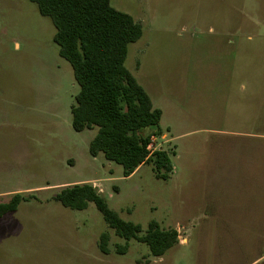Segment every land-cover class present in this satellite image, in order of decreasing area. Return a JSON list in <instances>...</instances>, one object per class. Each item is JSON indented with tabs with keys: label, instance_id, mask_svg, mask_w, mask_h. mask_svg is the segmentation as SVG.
Returning a JSON list of instances; mask_svg holds the SVG:
<instances>
[{
	"label": "rangeland",
	"instance_id": "1",
	"mask_svg": "<svg viewBox=\"0 0 264 264\" xmlns=\"http://www.w3.org/2000/svg\"><path fill=\"white\" fill-rule=\"evenodd\" d=\"M109 1L141 25L124 65L163 112L149 151H166L172 174L158 180L146 164L123 178L90 156L96 129H72L79 88L50 19L29 0H0V202L33 196L0 218V264H237L231 251L264 254V0ZM83 182L140 235L156 222L185 243L159 260L116 236L94 203L52 200ZM105 232L108 254L98 248Z\"/></svg>",
	"mask_w": 264,
	"mask_h": 264
},
{
	"label": "trees",
	"instance_id": "2",
	"mask_svg": "<svg viewBox=\"0 0 264 264\" xmlns=\"http://www.w3.org/2000/svg\"><path fill=\"white\" fill-rule=\"evenodd\" d=\"M41 16L50 19L58 55L70 65L78 93L70 107L75 132L96 129L89 142L90 156L102 154L122 168L123 178L150 164L154 177L168 180L172 174L169 154L147 147L156 128L160 135L161 110L155 108L146 91L125 68L128 46L142 36L141 25L128 14L114 9L109 0H29ZM32 195L15 193L0 202V218L17 210ZM52 200L71 210H84L94 203L107 226L126 241L145 244L152 257H162L179 243L175 229H163L150 222L143 235L139 225L123 221L90 183L62 187ZM109 234L102 233L98 248L108 254ZM127 246H118L123 254Z\"/></svg>",
	"mask_w": 264,
	"mask_h": 264
},
{
	"label": "crops",
	"instance_id": "3",
	"mask_svg": "<svg viewBox=\"0 0 264 264\" xmlns=\"http://www.w3.org/2000/svg\"><path fill=\"white\" fill-rule=\"evenodd\" d=\"M153 104V103H152ZM155 108H157V107H155ZM159 109V108H158ZM161 113H162V115H161V118L163 117V112L161 111ZM155 131H152V132H149V134H152V133H154ZM161 136L163 137V136H166L165 134H162L161 133ZM140 168V167H139ZM138 168V169H139ZM137 169V170H138ZM136 170V171H137ZM87 182V181H86ZM84 183V182H83ZM80 184V183H79ZM61 185H58L56 188H58V187H60ZM63 186V185H62ZM66 186H69V185H66ZM65 187V186H64ZM185 241H186V239L185 238H183V240L181 241L182 243H185ZM181 242H180V240H179V243L177 244V245H179V244H181ZM251 253V251H248L247 249H245V250H239V251H231V256H230V261H231V263H234V260L236 261L237 260V264H261L262 262H264V254H259V256H257L256 258H252V257H250L249 259L248 258H245V255L246 254H250ZM154 258H159V260H160V258L161 257H154ZM243 260H245V262L243 261ZM247 260H249L248 262H246Z\"/></svg>",
	"mask_w": 264,
	"mask_h": 264
},
{
	"label": "built area",
	"instance_id": "4",
	"mask_svg": "<svg viewBox=\"0 0 264 264\" xmlns=\"http://www.w3.org/2000/svg\"><path fill=\"white\" fill-rule=\"evenodd\" d=\"M153 140H154V136L151 135V136H150V142H149V145H148V147H147L148 150H149L150 144L153 142Z\"/></svg>",
	"mask_w": 264,
	"mask_h": 264
}]
</instances>
